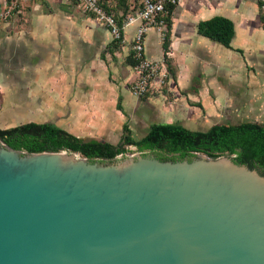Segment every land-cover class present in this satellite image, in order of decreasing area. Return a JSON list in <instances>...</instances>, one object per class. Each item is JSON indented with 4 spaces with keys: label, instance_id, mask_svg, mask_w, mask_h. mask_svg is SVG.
<instances>
[{
    "label": "water",
    "instance_id": "95a60500",
    "mask_svg": "<svg viewBox=\"0 0 264 264\" xmlns=\"http://www.w3.org/2000/svg\"><path fill=\"white\" fill-rule=\"evenodd\" d=\"M157 153L93 161L0 139V264H264V175Z\"/></svg>",
    "mask_w": 264,
    "mask_h": 264
},
{
    "label": "crops",
    "instance_id": "0c3cea01",
    "mask_svg": "<svg viewBox=\"0 0 264 264\" xmlns=\"http://www.w3.org/2000/svg\"><path fill=\"white\" fill-rule=\"evenodd\" d=\"M4 2L0 0V13ZM215 17L233 22L231 48L199 33V24ZM135 31L127 30L120 47L106 27L81 14L72 0H26L22 15L0 18V97L24 83L30 91L23 103L38 114V124L113 145L126 130L140 140L154 125L194 132H202L209 121L213 127L228 125L237 109L254 103L251 90L256 87L264 115V12L259 0H182L174 9L167 44L155 29L146 37L147 57L157 61L167 56L172 80L168 89L144 100L131 92ZM254 70L262 77L257 79Z\"/></svg>",
    "mask_w": 264,
    "mask_h": 264
},
{
    "label": "trees",
    "instance_id": "16d2710c",
    "mask_svg": "<svg viewBox=\"0 0 264 264\" xmlns=\"http://www.w3.org/2000/svg\"><path fill=\"white\" fill-rule=\"evenodd\" d=\"M174 7L171 11H174ZM171 20H169L170 28ZM199 33L231 48L235 37L232 21L215 17L198 26ZM168 33L165 41L167 44ZM0 139L9 147L27 153L69 151L80 153L90 160L113 161L130 152L134 146L139 152L158 151L162 161L192 159L205 153L213 159L235 156V161L258 169L264 175V124L246 122L240 125H216L207 132H194L178 125H154L144 138L135 140L126 130L118 145L91 140L86 142L55 126L28 123L16 128L0 129Z\"/></svg>",
    "mask_w": 264,
    "mask_h": 264
},
{
    "label": "built area",
    "instance_id": "2783aa9c",
    "mask_svg": "<svg viewBox=\"0 0 264 264\" xmlns=\"http://www.w3.org/2000/svg\"><path fill=\"white\" fill-rule=\"evenodd\" d=\"M5 7L0 18L9 20L23 14L26 0H4ZM84 14L92 16L106 27L117 46H125L126 32L136 27L131 45L133 60L132 94L139 100L148 98L154 91L169 88L172 73L167 56L161 60L147 57L145 41L150 30H157L165 39L169 20L182 0H72ZM260 9L264 12V0Z\"/></svg>",
    "mask_w": 264,
    "mask_h": 264
},
{
    "label": "rangeland",
    "instance_id": "374dc122",
    "mask_svg": "<svg viewBox=\"0 0 264 264\" xmlns=\"http://www.w3.org/2000/svg\"><path fill=\"white\" fill-rule=\"evenodd\" d=\"M80 11V10H79ZM81 14H84L80 11ZM86 15V14H84ZM257 79L262 77V72L259 70H254L253 72ZM253 75V74H252ZM29 88L24 83L20 84V87L14 88L13 90H8L7 96L0 97V129H11L16 128L18 126L28 124V123H39L36 121V117L38 114L34 112L33 108H30L27 105H24V96L26 93H29ZM253 94H256V97H252L251 99L254 100V103L247 106V109H242L235 111L236 118L228 122L227 126H235L237 124H241L244 122H257V123H264V115L259 112L261 102V97L258 95L257 87L255 90H251ZM212 123V122H211ZM210 121L206 128H202V132H207L212 129L213 124ZM149 133V132H148ZM147 133V134H148ZM144 136H138L137 139H141ZM127 149L130 150L126 156H133L138 153H147L146 152H139L138 149L134 146H127ZM158 152V151H157ZM201 155H206L205 153H198ZM235 157V156H233Z\"/></svg>",
    "mask_w": 264,
    "mask_h": 264
},
{
    "label": "flooded vegetation",
    "instance_id": "af4514ba",
    "mask_svg": "<svg viewBox=\"0 0 264 264\" xmlns=\"http://www.w3.org/2000/svg\"><path fill=\"white\" fill-rule=\"evenodd\" d=\"M86 142L90 141V140H85Z\"/></svg>",
    "mask_w": 264,
    "mask_h": 264
}]
</instances>
